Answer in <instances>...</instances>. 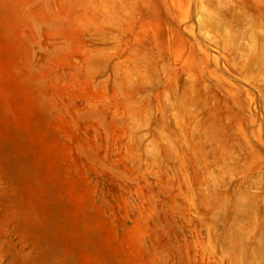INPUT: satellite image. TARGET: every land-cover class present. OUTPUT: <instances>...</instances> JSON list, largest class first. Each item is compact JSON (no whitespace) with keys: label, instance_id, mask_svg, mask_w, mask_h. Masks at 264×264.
<instances>
[{"label":"rangeland","instance_id":"rangeland-1","mask_svg":"<svg viewBox=\"0 0 264 264\" xmlns=\"http://www.w3.org/2000/svg\"><path fill=\"white\" fill-rule=\"evenodd\" d=\"M0 264H264V0H0Z\"/></svg>","mask_w":264,"mask_h":264}]
</instances>
